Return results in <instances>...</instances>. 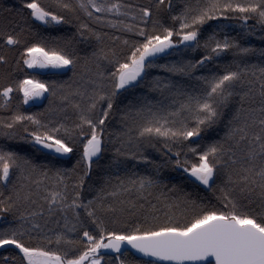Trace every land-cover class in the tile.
<instances>
[{"label": "snow or ice", "instance_id": "6c2138e0", "mask_svg": "<svg viewBox=\"0 0 264 264\" xmlns=\"http://www.w3.org/2000/svg\"><path fill=\"white\" fill-rule=\"evenodd\" d=\"M257 31L264 0L0 4V264H264Z\"/></svg>", "mask_w": 264, "mask_h": 264}, {"label": "trees", "instance_id": "16d2710c", "mask_svg": "<svg viewBox=\"0 0 264 264\" xmlns=\"http://www.w3.org/2000/svg\"><path fill=\"white\" fill-rule=\"evenodd\" d=\"M141 2H143V0H141ZM0 4H3L5 7L7 6H15V7H20V0H0ZM42 31L44 32L45 35L51 34L53 36H57V35H71L73 29L71 28V26L65 25V26H57V27H52L49 28L47 26H45L44 28H42ZM248 41L254 45L255 47L261 48L264 47V40L260 39V33L259 31H257V34L255 36H251L248 37ZM79 48L81 49H86V50H91L90 48H88L86 45L84 44H80L78 45ZM169 59H173V57H169ZM163 62V61H161ZM25 73H31V74H35V75H39V77L43 80H48V81H52V80H56V81H63V80H68L72 73L70 70H66V72H63L62 74L57 73V72H49V73H38L35 71H31L27 68H25V72L24 73H17L15 74L14 78L17 79H23L24 78V74ZM153 74H158L157 70H153ZM13 96V106H15V104L17 103V97L20 98L21 103H20V108L22 111L25 112H40V111H44L45 108L47 107L49 101L46 98V100L44 101L42 107H36L32 104H23L22 103V93H17V92H13L12 93ZM10 113L4 109H0V117L2 116H7ZM150 154L153 156V158H157L158 157V153L154 152L153 150H149ZM39 162V161H38ZM74 159L71 161H67L64 163V167H71L72 164L74 163ZM163 176H165L167 178V182H169V184H176L180 187H182L186 192H192L193 196H198V195H209L208 193H205L203 191L201 192H196L193 189V186L191 184V182H189L188 180L185 179L186 174L182 173L179 170H170V169H166L164 170V172L162 173Z\"/></svg>", "mask_w": 264, "mask_h": 264}, {"label": "water", "instance_id": "95a60500", "mask_svg": "<svg viewBox=\"0 0 264 264\" xmlns=\"http://www.w3.org/2000/svg\"><path fill=\"white\" fill-rule=\"evenodd\" d=\"M58 73L62 74L63 72H66L65 69H55ZM36 72H42V73H49V69H37ZM47 94H45V97H41L36 100H30L29 103L36 106V107H42L44 101L46 100Z\"/></svg>", "mask_w": 264, "mask_h": 264}, {"label": "flooded vegetation", "instance_id": "af4514ba", "mask_svg": "<svg viewBox=\"0 0 264 264\" xmlns=\"http://www.w3.org/2000/svg\"><path fill=\"white\" fill-rule=\"evenodd\" d=\"M55 71V69H49V72H54ZM35 72H36V70H35ZM55 72H57V71H55ZM39 73V72H38ZM42 73V72H41ZM58 73V72H57Z\"/></svg>", "mask_w": 264, "mask_h": 264}, {"label": "rangeland", "instance_id": "374dc122", "mask_svg": "<svg viewBox=\"0 0 264 264\" xmlns=\"http://www.w3.org/2000/svg\"><path fill=\"white\" fill-rule=\"evenodd\" d=\"M29 70H31V69H29ZM53 70V69H52ZM31 71H33V70H31ZM28 104H30V103H28Z\"/></svg>", "mask_w": 264, "mask_h": 264}]
</instances>
